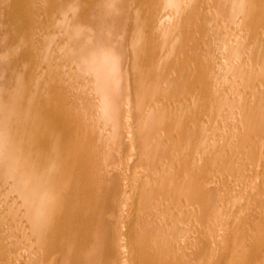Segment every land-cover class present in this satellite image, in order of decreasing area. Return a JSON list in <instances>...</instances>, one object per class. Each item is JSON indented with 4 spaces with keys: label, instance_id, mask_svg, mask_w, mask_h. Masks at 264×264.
Wrapping results in <instances>:
<instances>
[{
    "label": "bare ground",
    "instance_id": "6f19581e",
    "mask_svg": "<svg viewBox=\"0 0 264 264\" xmlns=\"http://www.w3.org/2000/svg\"><path fill=\"white\" fill-rule=\"evenodd\" d=\"M1 25L0 264H264V0H0Z\"/></svg>",
    "mask_w": 264,
    "mask_h": 264
},
{
    "label": "rangeland",
    "instance_id": "374dc122",
    "mask_svg": "<svg viewBox=\"0 0 264 264\" xmlns=\"http://www.w3.org/2000/svg\"><path fill=\"white\" fill-rule=\"evenodd\" d=\"M7 28H8V26H5V25H4V26H3V25L0 26V29H1V30H2V29H7ZM1 30H0V32H2ZM230 235H231V232H230V233H227L224 237H223L222 235H219V236H221V238L223 237V238H225V239L227 240V237H230ZM217 236H218V235H217ZM219 236H218V238H219ZM219 249H220L221 251H224V250H225V248H222V247H220ZM219 249H218V250H219Z\"/></svg>",
    "mask_w": 264,
    "mask_h": 264
}]
</instances>
